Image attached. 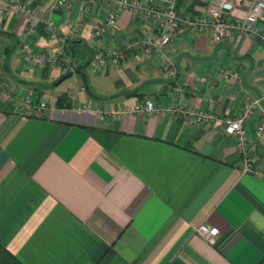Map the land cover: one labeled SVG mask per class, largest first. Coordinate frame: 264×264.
<instances>
[{
  "label": "crops",
  "instance_id": "crops-1",
  "mask_svg": "<svg viewBox=\"0 0 264 264\" xmlns=\"http://www.w3.org/2000/svg\"><path fill=\"white\" fill-rule=\"evenodd\" d=\"M21 1L30 17H0V264H264V179L241 174L222 125L165 113L99 118L146 99L233 118L259 100L245 126L264 168V133L255 136L264 117V46L236 32L220 43L191 34L171 48L175 79L140 54L92 72L85 65L95 45L153 33L152 23L126 11L94 39L109 9L97 4L64 44L65 64L77 67L64 75L57 66H26L22 49L53 53L46 24L67 32L75 8ZM231 1L233 17L243 18L246 0ZM207 7L177 0L183 17ZM26 99L45 102L46 112H26L18 106ZM200 224L218 229L216 245L194 234Z\"/></svg>",
  "mask_w": 264,
  "mask_h": 264
},
{
  "label": "built area",
  "instance_id": "built-area-1",
  "mask_svg": "<svg viewBox=\"0 0 264 264\" xmlns=\"http://www.w3.org/2000/svg\"><path fill=\"white\" fill-rule=\"evenodd\" d=\"M208 7L204 15L194 18L183 17L177 11V0H55L53 8H75L76 16L73 25L67 32H61L53 22H47L46 30L49 41L56 44L53 53L48 51L33 52L28 46H23L22 62L36 68L43 65L57 66L64 75L73 74L77 67L65 64L64 44L83 26L87 17L88 7L104 4L109 7L106 16L93 32L94 39L101 38L106 32L113 30L123 12H131L153 24V33L127 40L122 46L104 48L94 46L91 59L85 65L89 71H102L110 66H118L132 55L156 57L162 66L167 67L170 78H176L171 48L178 39L191 34H208L213 43H220L234 32L251 40H256L264 46V29L260 22L264 19V0H246L245 15L241 19L233 17L235 4L231 0H207ZM18 13L31 16V9L21 0H9L6 7L0 8V17ZM194 76L193 73H190ZM236 77L225 72L224 77ZM204 80V79H202ZM176 94L181 92L180 86L173 89ZM259 105V100L246 105L242 112L233 118H221L212 110H203L176 104L168 107H157L152 100L146 99L132 108H124L114 112L100 114V119L117 120L126 116L140 117L154 113H165L181 116L192 125H222L224 133L234 141L235 150L239 156V167L242 175H252L264 179V168L257 167L252 154L251 140L246 122L251 111ZM18 106L26 112L36 110L38 114L45 113V102L35 104L31 100L19 102ZM264 133V117L256 126L255 136L259 138ZM194 234L214 246L217 244L219 231L207 224H200Z\"/></svg>",
  "mask_w": 264,
  "mask_h": 264
}]
</instances>
